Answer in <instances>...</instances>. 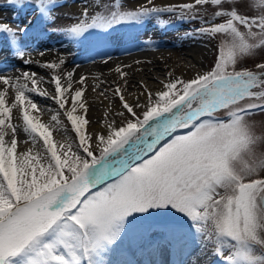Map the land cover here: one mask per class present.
Here are the masks:
<instances>
[{
  "label": "snow or ice",
  "instance_id": "1",
  "mask_svg": "<svg viewBox=\"0 0 264 264\" xmlns=\"http://www.w3.org/2000/svg\"><path fill=\"white\" fill-rule=\"evenodd\" d=\"M124 3L84 0L65 27L60 0H5L34 20L0 22L21 62L0 71V264H264V0ZM173 17L199 24L185 36L213 44L211 65L128 96L117 65L116 80L93 78L97 121L88 77L41 39L98 46V30ZM39 98L55 105L47 121Z\"/></svg>",
  "mask_w": 264,
  "mask_h": 264
},
{
  "label": "bare ground",
  "instance_id": "2",
  "mask_svg": "<svg viewBox=\"0 0 264 264\" xmlns=\"http://www.w3.org/2000/svg\"><path fill=\"white\" fill-rule=\"evenodd\" d=\"M81 10V9H77ZM2 15H0V18ZM110 35H112L111 30ZM50 34L47 36V34ZM102 32H97V35L92 38L93 41L110 44H116L120 37L114 36L111 38H105ZM128 36H123L120 40H125ZM50 48L61 51L69 48L71 52L76 51L78 54L72 58V53L64 55L66 57V67L68 70L76 69L77 78L78 75H85L88 77L87 86L88 91L86 96L92 107L90 109V118L93 121H97L102 117L104 111V105L95 100L96 94L91 91V87L95 81L94 77H100L101 80L114 81L116 80V74L110 72L117 65L130 66L124 67V71L128 73L127 80L129 83L128 91L125 93L128 96L129 93L139 92V88L136 87L140 82L146 83L151 89L155 90L159 84V81L165 80L167 73L172 71L176 76H183L184 78H190L197 71H202L205 67V60L209 54L210 49L208 45L196 42L189 39H178V41L152 43L149 45L134 44L129 47L121 49H111L107 53H100L95 51V46L85 41L84 43H74L68 39L65 35L56 32H47L45 36L41 37ZM161 41V40H159ZM187 47H191L188 48ZM8 48H2L0 54V71L10 72L15 75L17 69L20 67V60H15L13 54L9 57ZM56 55L55 52L49 53L46 59H52ZM111 57V59H108ZM107 61V63H105ZM78 66V67H77ZM33 70L37 71L38 75H44L46 79L50 76V71L47 69H40L33 66ZM46 73L48 75H46ZM107 84L101 87H106ZM42 87L52 90L54 86L44 83ZM130 98V97H129ZM38 106L44 111L40 114L41 119L47 121L51 115L54 114L53 109L55 105L50 100L39 98L37 100ZM118 103V101H117ZM107 104V101H104ZM96 125L94 124L93 127ZM56 139L61 137L54 133ZM29 145L21 144L20 147L27 148ZM175 256L171 257L174 259ZM201 264H212L211 257L201 256Z\"/></svg>",
  "mask_w": 264,
  "mask_h": 264
},
{
  "label": "rangeland",
  "instance_id": "3",
  "mask_svg": "<svg viewBox=\"0 0 264 264\" xmlns=\"http://www.w3.org/2000/svg\"><path fill=\"white\" fill-rule=\"evenodd\" d=\"M182 2H193V0H155V3L157 6H164L166 3H182ZM232 2H235V0H232ZM61 5L63 6L60 10L56 11L54 13L55 16L60 17V20L56 23L61 26H71V24L76 22L74 13L79 12L77 9H82L84 4V0H60ZM112 3L115 4L116 0H112ZM121 3L124 7H127V5L124 3V0H121ZM252 3H255V0H252ZM242 11H247L250 15H258L259 14V8L258 7H251L249 9H243ZM65 12L69 14L71 18L68 16H65ZM0 15H2V19L0 18V22L8 23L13 28L22 27L25 25L27 20L33 19L32 16V8L27 7L23 9H15L13 7H7L5 6V0H0ZM169 16L162 15L161 20H168ZM51 24V21L45 22ZM43 26V24L41 25ZM199 27L198 23H181L178 20H176L174 17L171 18V22L169 24H165L164 26H161L157 21L153 19H148L142 24L136 25V24H123L116 26V30L112 31L110 36H104L106 39L118 36L120 37L119 40L116 42V44H110L108 41L106 43H101L99 46H95V51L100 53H107L111 49H121L125 47L132 46L134 44H142V45H149L146 44V40H150L152 43H160L162 41L169 42V41H178V39H191L194 40V43L201 42L206 45H208V49H210L208 56L205 60V67L202 69L205 70L207 67H209L215 58L216 55V49L213 47V44L208 43L205 40L201 39H192L185 36V33L193 31L194 28ZM50 32V31H47ZM97 32H100L99 30ZM50 34L48 33L47 36ZM45 36V35H44ZM123 36H128L125 40H120ZM43 37V36H42ZM161 40V41H159ZM151 43V44H152ZM2 48H8L9 50V57L12 54V49L9 47V42L6 38V36L2 33H0V54ZM191 48V47H187ZM69 52V48L61 51L62 55H66ZM72 58L76 56L78 53L76 51L71 52ZM15 60H19L18 58H15ZM185 79H187L185 77ZM257 121L260 120V116L256 117ZM212 259V258H211Z\"/></svg>",
  "mask_w": 264,
  "mask_h": 264
}]
</instances>
